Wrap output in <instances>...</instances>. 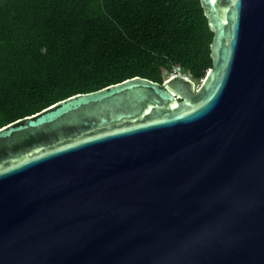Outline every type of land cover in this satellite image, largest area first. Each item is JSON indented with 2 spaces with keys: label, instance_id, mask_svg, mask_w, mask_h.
Here are the masks:
<instances>
[{
  "label": "water",
  "instance_id": "water-1",
  "mask_svg": "<svg viewBox=\"0 0 264 264\" xmlns=\"http://www.w3.org/2000/svg\"><path fill=\"white\" fill-rule=\"evenodd\" d=\"M202 84L78 94L0 129V264H264V0H200Z\"/></svg>",
  "mask_w": 264,
  "mask_h": 264
},
{
  "label": "trees",
  "instance_id": "trees-1",
  "mask_svg": "<svg viewBox=\"0 0 264 264\" xmlns=\"http://www.w3.org/2000/svg\"><path fill=\"white\" fill-rule=\"evenodd\" d=\"M212 40L200 0H0V129L176 68L200 86Z\"/></svg>",
  "mask_w": 264,
  "mask_h": 264
},
{
  "label": "built area",
  "instance_id": "built-area-1",
  "mask_svg": "<svg viewBox=\"0 0 264 264\" xmlns=\"http://www.w3.org/2000/svg\"><path fill=\"white\" fill-rule=\"evenodd\" d=\"M176 74H180V75L185 76V75L182 73V71H181L180 68H176L172 76H174V75H176ZM172 76H171V77H172Z\"/></svg>",
  "mask_w": 264,
  "mask_h": 264
},
{
  "label": "rangeland",
  "instance_id": "rangeland-1",
  "mask_svg": "<svg viewBox=\"0 0 264 264\" xmlns=\"http://www.w3.org/2000/svg\"><path fill=\"white\" fill-rule=\"evenodd\" d=\"M196 87L198 88V87H199V85H197V84H196Z\"/></svg>",
  "mask_w": 264,
  "mask_h": 264
}]
</instances>
